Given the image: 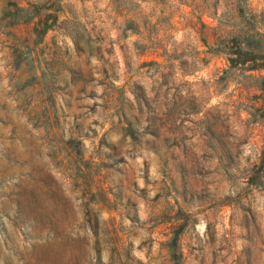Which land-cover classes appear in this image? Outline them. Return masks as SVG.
<instances>
[{"label": "rangeland", "instance_id": "1", "mask_svg": "<svg viewBox=\"0 0 264 264\" xmlns=\"http://www.w3.org/2000/svg\"><path fill=\"white\" fill-rule=\"evenodd\" d=\"M249 43L264 0H0V264H264Z\"/></svg>", "mask_w": 264, "mask_h": 264}, {"label": "trees", "instance_id": "2", "mask_svg": "<svg viewBox=\"0 0 264 264\" xmlns=\"http://www.w3.org/2000/svg\"><path fill=\"white\" fill-rule=\"evenodd\" d=\"M28 9L23 7H19L16 5L15 11L12 13L13 17L18 20H25L28 21L31 19V14L25 16L23 13L27 12ZM56 19V17H54ZM16 20H14L15 22ZM236 54V58L233 56H229V61L231 62V66L236 67L237 65L249 64V68L253 70H260L264 69V50L259 47H254L250 43L240 45L237 50L233 52ZM259 88L264 92V86L260 85ZM254 181V180H251ZM254 183V182H252ZM177 235L173 238V241H176Z\"/></svg>", "mask_w": 264, "mask_h": 264}]
</instances>
